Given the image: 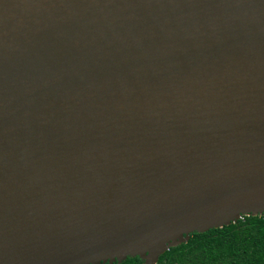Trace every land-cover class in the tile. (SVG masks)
<instances>
[{"label":"water","instance_id":"1","mask_svg":"<svg viewBox=\"0 0 264 264\" xmlns=\"http://www.w3.org/2000/svg\"><path fill=\"white\" fill-rule=\"evenodd\" d=\"M264 215V0H0V264H121Z\"/></svg>","mask_w":264,"mask_h":264},{"label":"trees","instance_id":"2","mask_svg":"<svg viewBox=\"0 0 264 264\" xmlns=\"http://www.w3.org/2000/svg\"><path fill=\"white\" fill-rule=\"evenodd\" d=\"M121 264H143L128 257ZM157 264H264V215L194 232L186 243L160 255Z\"/></svg>","mask_w":264,"mask_h":264},{"label":"built area","instance_id":"3","mask_svg":"<svg viewBox=\"0 0 264 264\" xmlns=\"http://www.w3.org/2000/svg\"><path fill=\"white\" fill-rule=\"evenodd\" d=\"M242 218H243V216L240 219H242Z\"/></svg>","mask_w":264,"mask_h":264}]
</instances>
